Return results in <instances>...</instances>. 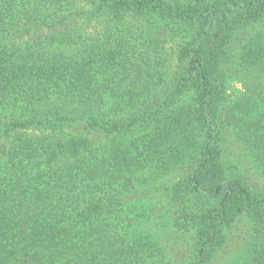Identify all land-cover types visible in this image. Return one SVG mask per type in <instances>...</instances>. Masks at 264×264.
Returning <instances> with one entry per match:
<instances>
[{
	"label": "trees",
	"instance_id": "trees-1",
	"mask_svg": "<svg viewBox=\"0 0 264 264\" xmlns=\"http://www.w3.org/2000/svg\"><path fill=\"white\" fill-rule=\"evenodd\" d=\"M233 146L264 177V0H0V264H264Z\"/></svg>",
	"mask_w": 264,
	"mask_h": 264
},
{
	"label": "rangeland",
	"instance_id": "rangeland-1",
	"mask_svg": "<svg viewBox=\"0 0 264 264\" xmlns=\"http://www.w3.org/2000/svg\"><path fill=\"white\" fill-rule=\"evenodd\" d=\"M242 90V85L239 83V80L237 79V75H232L229 79V83H228V89H227V94L228 95H233V94H237ZM234 97V96H232ZM237 147L233 146L231 147L230 151L232 153L235 152V159L236 162H242L239 163L237 166V169L240 170L243 174V177L246 179H258L257 183L262 186L264 188V177H260V174L262 173L260 169L255 170L254 167H252L251 165H249L247 162H243L242 158H239V153L236 152ZM258 174V175H256ZM255 182V181H254ZM246 220L242 219V220H238L237 222H235L232 227H231V232L232 234L236 235V233L238 232H242V229L245 228L246 225ZM191 233V232H189ZM189 233H187L185 236H189ZM184 236V238H186ZM188 239V238H187ZM185 239L181 240L180 239H173L172 241L169 242V247L175 249V253L177 254L178 258L182 255H184L187 252V248L188 245L187 243L184 241ZM244 244V243H243ZM188 255V252H187ZM186 256V255H184ZM223 256H225L224 258H221L222 261L218 262L217 264H243L246 259H247V255L245 253V251L241 250V249H237L234 246H227V248L224 251ZM186 258V257H185ZM182 260V259H181Z\"/></svg>",
	"mask_w": 264,
	"mask_h": 264
}]
</instances>
